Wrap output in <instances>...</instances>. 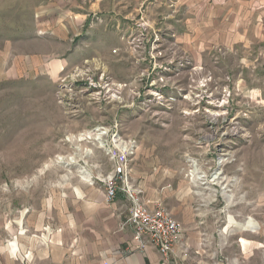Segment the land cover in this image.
<instances>
[{"label":"rangeland","instance_id":"rangeland-1","mask_svg":"<svg viewBox=\"0 0 264 264\" xmlns=\"http://www.w3.org/2000/svg\"><path fill=\"white\" fill-rule=\"evenodd\" d=\"M92 2L0 0V209H23L44 195L51 181L74 180L79 166L92 184L99 182L111 169L105 151L95 140L78 142L77 137L117 121L119 135L137 140L136 153L143 148L147 157L158 160L162 192L173 190L174 197L164 205L182 219L172 214L182 229L176 244L181 252L173 260L264 264V92L251 93L246 90L250 87L238 91L240 68L227 60L213 61L210 67L201 62L194 70L155 19L171 5L156 8L155 0L138 6L126 34L118 28L125 34L124 46L111 49L106 43L101 50L84 43L86 28L102 11L85 12L84 28L76 25L83 15L75 11L78 6L88 10ZM132 37L144 38L148 48L151 40L160 39L163 56L156 58L159 65L152 73L153 61L148 56L140 60L147 46L124 50ZM45 52L70 57L72 64L55 73L53 83L24 66V56ZM108 53L116 60H109ZM93 63L105 68L104 78L128 85L118 99L89 87L87 76L73 81L75 67L92 68ZM158 78L164 82L149 86ZM209 78L201 88L199 82ZM93 82L102 85L98 75ZM129 88L141 96L132 98ZM160 89L158 100L153 93ZM64 129L61 140L43 139L45 132Z\"/></svg>","mask_w":264,"mask_h":264},{"label":"crops","instance_id":"crops-1","mask_svg":"<svg viewBox=\"0 0 264 264\" xmlns=\"http://www.w3.org/2000/svg\"><path fill=\"white\" fill-rule=\"evenodd\" d=\"M143 1L93 0L88 10L78 6L75 13L83 15L78 27L84 28L85 12L102 11L96 14L98 20L86 28L83 42L101 50L106 43L111 49L124 46L128 21ZM164 3L171 5L170 10L157 12L155 19L185 60L195 68L201 62L210 67L213 61L227 60L230 66L240 68L238 91L250 87L246 90L251 93L264 92V0H155L154 7ZM151 11L150 7L147 15ZM74 36H79L78 31ZM53 56L49 52L24 56V66L33 76L47 77L53 83L55 73L72 66L70 57ZM107 58L116 60L109 53ZM64 130L60 134L45 132L43 139L61 140ZM80 167L74 180L60 177L51 181L48 191L23 209L7 213L0 209V264H182L173 260L181 252L178 245L166 259L150 244L139 248L133 228L127 223L129 204L125 197L118 194L108 204L101 184H91L90 178L79 172ZM110 167L111 171V163ZM160 177L158 160L147 157L143 148L137 150L132 180L149 208L155 204L164 207L168 198L174 197L173 190L162 192ZM172 214L182 220L178 212Z\"/></svg>","mask_w":264,"mask_h":264},{"label":"built area","instance_id":"built-area-1","mask_svg":"<svg viewBox=\"0 0 264 264\" xmlns=\"http://www.w3.org/2000/svg\"><path fill=\"white\" fill-rule=\"evenodd\" d=\"M140 28L145 31L143 24H141ZM141 29L140 34H142ZM147 29L146 32L148 31ZM136 38L138 37H132L124 50H129V47L135 52L138 50H144L145 46H147L143 44L144 38L137 40ZM159 42L160 39L151 40V48H148L147 46L146 56L140 57V60L145 61L148 56L149 61H153L154 67L151 68V73L159 65L156 58L163 56L162 50L158 45ZM155 46H157V48H155ZM112 53H117V50L114 49ZM170 58L171 60L169 61V64H172V56ZM98 64L99 63H93L92 68L87 67L85 69L78 66L75 67L71 74L73 81L77 80V78L82 79L83 76H87L89 87L94 89L100 88L104 91L106 98L110 100L118 99L120 93L127 88L128 85L125 83L114 82L109 80V78H104L106 70L103 66ZM193 69L195 70L196 68L194 67ZM94 75H98V80L102 82V85L93 82ZM64 80L65 78H63V82ZM208 81H211L210 78L201 80L199 86L205 88ZM156 82L163 83L164 81L163 79L158 78V80L152 81L149 86H156ZM160 91L161 89L155 90V93H153L158 100L162 99ZM100 92V90H96L94 93L96 96H99ZM128 93L129 96H133H131L132 98L136 96V98H139L141 96L140 93L132 92L130 88L128 89ZM118 125L119 122L114 121L110 127L96 128L93 133H80L77 140L78 142H81L93 139L98 142L101 148H103L105 156L112 164V170L107 175L97 178L102 184L105 201L110 204L114 202L118 194H122L129 204L127 223L133 228L134 241L138 244L139 248H144L146 244H150L166 259L180 240L182 233L181 226L160 204H155L153 208H149L146 205V202L142 199L141 189L138 188L132 180V162L135 157L138 143L134 138H124L119 135ZM105 138H107L108 141H106ZM65 139H67V137ZM58 163H64L63 156L58 157ZM79 171L81 173L84 172V167H80Z\"/></svg>","mask_w":264,"mask_h":264},{"label":"bare ground","instance_id":"bare-ground-1","mask_svg":"<svg viewBox=\"0 0 264 264\" xmlns=\"http://www.w3.org/2000/svg\"><path fill=\"white\" fill-rule=\"evenodd\" d=\"M214 118H215V117H214ZM220 118H221V117H220ZM215 119L217 120V118H215ZM214 123H215V122H214ZM221 163H222V160H220V159H219V160H218V164H221ZM194 165H195V164H194ZM197 178H199V179H200L201 177H200V176H198ZM215 178H217V176H216V175H215Z\"/></svg>","mask_w":264,"mask_h":264}]
</instances>
